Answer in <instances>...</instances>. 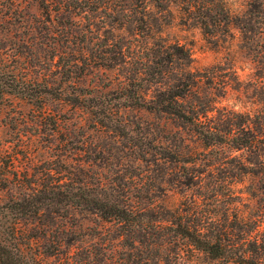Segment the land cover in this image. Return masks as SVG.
<instances>
[{
    "label": "rangeland",
    "instance_id": "1",
    "mask_svg": "<svg viewBox=\"0 0 264 264\" xmlns=\"http://www.w3.org/2000/svg\"><path fill=\"white\" fill-rule=\"evenodd\" d=\"M218 1L227 18L206 28L189 0H0V152L33 171L58 158L62 167L78 163L87 158L79 147L88 144L95 148L86 164L93 189L169 210L195 197L215 215L229 202L232 212L263 219L264 233V150L206 146L182 119L123 104L127 75L149 47L183 45L201 75L188 101L215 100L211 114L220 124L264 132V0ZM103 115L122 125L123 135L101 124ZM240 159L248 172L236 166ZM191 172L197 184L182 183ZM224 178L233 181L221 186ZM17 191L0 189V198ZM55 220L48 237L71 228L61 235L94 264H222L182 237L157 236L159 249L144 258L117 224L87 209Z\"/></svg>",
    "mask_w": 264,
    "mask_h": 264
},
{
    "label": "trees",
    "instance_id": "2",
    "mask_svg": "<svg viewBox=\"0 0 264 264\" xmlns=\"http://www.w3.org/2000/svg\"><path fill=\"white\" fill-rule=\"evenodd\" d=\"M189 2L201 14V22L206 28H212L211 23H221L227 18L218 0ZM223 13L224 19H215ZM148 49L152 51L138 61L127 75L124 105L142 106L182 119L193 126L206 146L223 147L228 144L231 150L245 149L262 154L264 132L261 129L244 123L238 127L220 124L211 114L216 108L215 100H200L193 104L188 101L201 79V75L191 69L192 56L188 48L160 42ZM151 85L157 86L156 92L148 95ZM111 121L106 120L104 115L100 117L101 124L123 135V126ZM79 150L81 154L86 153L87 158L78 163L64 161L66 165L62 167L58 158V162H48L42 169L37 170L33 166V171L28 167L18 168L14 153L0 152V189H18L8 198H0V264H94L88 258L90 254L82 256L72 251L75 243L71 237L61 235L63 232L69 235L71 228L64 229L55 238L48 237V232H52L53 226L59 223L55 219L67 217L78 208L113 221L118 225L119 234L123 231L125 236H130L131 247L147 259L159 249L156 245L158 239L155 238L168 236L186 238L194 248L205 251L222 264H264L263 219H251L242 211L232 212L229 202L220 215H215L213 212L218 211L201 207L202 202L195 197L183 201L174 210L163 206L156 208L154 204L139 207L128 200L123 203V197L108 193L104 186L101 190L93 189L90 165L86 164L95 160L92 154L95 148L84 144ZM159 158L171 160V155L161 152ZM240 160L242 165L239 163L236 166L248 172L246 161ZM249 162L256 163L257 159H250ZM211 164L217 166V163ZM195 176L192 172L186 174L187 179L182 183L190 184ZM230 180L224 178L221 186ZM213 194L218 196L217 188H214ZM146 197L142 195L143 199ZM261 216L264 217V213ZM159 228H166L167 231L158 234L156 230ZM45 255L59 258L50 263L45 261Z\"/></svg>",
    "mask_w": 264,
    "mask_h": 264
}]
</instances>
